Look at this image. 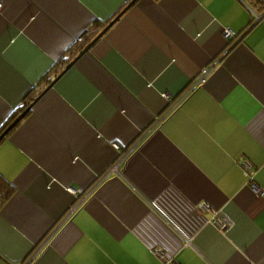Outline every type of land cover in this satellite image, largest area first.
Masks as SVG:
<instances>
[{
    "label": "crops",
    "instance_id": "1",
    "mask_svg": "<svg viewBox=\"0 0 264 264\" xmlns=\"http://www.w3.org/2000/svg\"><path fill=\"white\" fill-rule=\"evenodd\" d=\"M131 1L0 0V130L36 101L0 143V264H264V18L244 0H139L43 94Z\"/></svg>",
    "mask_w": 264,
    "mask_h": 264
},
{
    "label": "trees",
    "instance_id": "2",
    "mask_svg": "<svg viewBox=\"0 0 264 264\" xmlns=\"http://www.w3.org/2000/svg\"><path fill=\"white\" fill-rule=\"evenodd\" d=\"M244 1L251 8V10L257 15L256 18H253L251 20V24L249 27L251 28L253 25H255L259 17L264 18V0H244ZM99 33L100 30L98 29L97 26L92 28L89 32L85 34L86 37L85 42H92L99 35ZM82 50H84V46L78 47L70 57L64 59L63 61H60V63L58 64V68H60V71H63L79 55V53H81ZM45 82L49 83L52 82V80L49 79ZM34 100L35 98L33 96L29 97L25 107L21 108L19 111L13 114L10 117L9 121L0 130V135L4 131H6V129L13 123V121H15V119H17V117L21 115V113H23ZM14 193H15L14 187L9 182H7L4 179H1L0 177V211L10 201Z\"/></svg>",
    "mask_w": 264,
    "mask_h": 264
},
{
    "label": "water",
    "instance_id": "3",
    "mask_svg": "<svg viewBox=\"0 0 264 264\" xmlns=\"http://www.w3.org/2000/svg\"><path fill=\"white\" fill-rule=\"evenodd\" d=\"M138 1L139 0L131 1L124 9V11L120 13L115 19H113V21H111L110 24L107 25V27L80 53V55L64 69V71L57 77V79L53 81L49 87H47V89L43 92V94L48 90H50L51 88H53L56 82L75 65V63L79 60V58H81L85 53L89 52L92 46L97 41H99L105 35V33L123 16V14L132 6H134ZM35 103L36 101L32 103L23 113H21V115H19L17 119H15V121L6 129V131H4L0 135V143L11 133L12 130H14L17 127V125L20 124V122L25 118V116L32 110Z\"/></svg>",
    "mask_w": 264,
    "mask_h": 264
},
{
    "label": "built area",
    "instance_id": "4",
    "mask_svg": "<svg viewBox=\"0 0 264 264\" xmlns=\"http://www.w3.org/2000/svg\"><path fill=\"white\" fill-rule=\"evenodd\" d=\"M0 8H2V5H0ZM225 36L227 38H231V37L234 36V34H233V32H231L229 30H226L225 31ZM209 73H210V70L209 69H204L202 71V73L199 75V77L197 78V80L195 81V86H200L202 83H204L205 80H206V78H207V76L209 75ZM245 165L248 167V169L251 167L250 164H248V163L245 164ZM253 190L259 196H263L264 195V193L261 191V189H258L256 186H255V189H253ZM74 195L77 196V192L76 191H74ZM204 207L206 209L208 208L207 206H204ZM75 210L76 209H72L71 213L73 214ZM215 223H217V225L220 227L221 230L224 231L226 229V224L225 223H222L219 220H215ZM157 254H159V256L161 257V253L160 252H157ZM171 264H175V263H171Z\"/></svg>",
    "mask_w": 264,
    "mask_h": 264
},
{
    "label": "bare ground",
    "instance_id": "5",
    "mask_svg": "<svg viewBox=\"0 0 264 264\" xmlns=\"http://www.w3.org/2000/svg\"><path fill=\"white\" fill-rule=\"evenodd\" d=\"M14 122V121H13Z\"/></svg>",
    "mask_w": 264,
    "mask_h": 264
}]
</instances>
